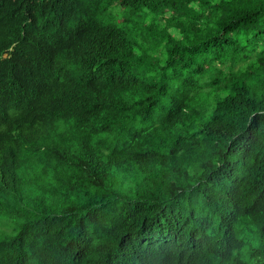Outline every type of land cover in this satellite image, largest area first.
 <instances>
[{"label":"trees","instance_id":"obj_1","mask_svg":"<svg viewBox=\"0 0 264 264\" xmlns=\"http://www.w3.org/2000/svg\"><path fill=\"white\" fill-rule=\"evenodd\" d=\"M58 1L0 0V16L56 29L72 0ZM66 11L70 44L42 59L71 63L81 49L94 60L75 97L90 127L71 118L51 138L27 127L41 167L19 170L40 182L0 209L19 212L10 232L0 220V264H264V0H76Z\"/></svg>","mask_w":264,"mask_h":264},{"label":"clouds","instance_id":"obj_2","mask_svg":"<svg viewBox=\"0 0 264 264\" xmlns=\"http://www.w3.org/2000/svg\"><path fill=\"white\" fill-rule=\"evenodd\" d=\"M72 0L66 7L72 5ZM61 0L58 1L60 3ZM60 9L57 15V27L50 30L46 22L35 26L30 21L19 16H0V28L13 30L9 40L0 42V209L11 203L12 194L31 188L40 181L35 178L37 169L27 173L23 168L19 170L18 163H32L33 168L41 167L36 158L29 156L34 152V136L28 133L29 124L37 123L35 130L40 137L51 138V131L62 130L71 118L84 119L90 127L91 114L77 105L75 97H83L86 90L77 82V76L84 72L94 60L85 59L80 49L72 52V62L66 63L61 59L43 61L42 54L58 55L62 49L70 44L71 30L68 25V14ZM125 8V6H123ZM125 23L124 31L128 36L133 32V26L143 21L142 14L131 15ZM88 37L92 49V40L96 33L86 26L81 30ZM40 45V53L33 46ZM59 91L65 93L62 108L52 112L50 109L58 98ZM82 94V95H81ZM20 99L22 104L17 106L12 99ZM34 140V141H33ZM27 154V159L24 155ZM17 168V169H16ZM32 175V176H31ZM19 181L14 185L15 180ZM10 209V208H8ZM3 212L2 216L19 214L17 211ZM1 225V223H0Z\"/></svg>","mask_w":264,"mask_h":264},{"label":"rangeland","instance_id":"obj_3","mask_svg":"<svg viewBox=\"0 0 264 264\" xmlns=\"http://www.w3.org/2000/svg\"><path fill=\"white\" fill-rule=\"evenodd\" d=\"M255 3L259 2L260 0H252ZM141 25H144V23H142ZM125 27V26H124ZM126 28V27H125ZM2 224H3V228L5 231L10 232L11 231V227H12V219L8 216H4L3 218L0 219Z\"/></svg>","mask_w":264,"mask_h":264}]
</instances>
